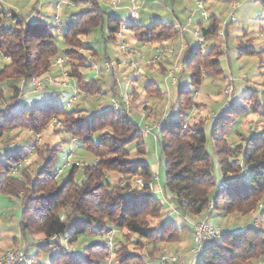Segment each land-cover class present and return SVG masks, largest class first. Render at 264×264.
I'll return each mask as SVG.
<instances>
[{
    "label": "trees",
    "instance_id": "1",
    "mask_svg": "<svg viewBox=\"0 0 264 264\" xmlns=\"http://www.w3.org/2000/svg\"><path fill=\"white\" fill-rule=\"evenodd\" d=\"M86 1H91L92 5L62 36L69 47L64 56L59 54L57 39L47 24L28 22L26 16L13 15L12 24L0 27V51L10 56V61L0 67V84L26 82L22 90L20 85L11 86L13 93L9 99L0 88V105L4 104L0 110V140L10 132L27 129L33 135V154L38 155L42 162L32 174L27 159L20 174L12 175L11 168L24 159L27 152L20 154L13 149L10 154L4 153V159L0 154V192L21 201V231L43 235L47 244L38 245L40 250L58 247L60 254L55 258L56 264H106L112 256L114 264H146L144 256L131 252L125 241L117 245L115 240L111 251L101 236L103 232L113 226L127 239L137 235L135 243L142 244V248L151 245L154 249L150 250L149 256L154 257L157 244L178 242L189 232L193 236V226L184 216L198 220L206 213L212 200L214 210L211 218L219 212L237 213L244 217L259 214L264 219V128L259 135L244 136L236 146L231 147L229 141L233 127L243 117L256 113L264 119L259 100L256 98V104L245 105L234 102L232 98L229 106H225L210 124L207 119L188 123L190 110L200 104L192 92L201 85L203 71L206 76L208 72H221L217 57L221 52L219 45L212 46L208 52L198 49L189 57L190 48L185 50L181 63L190 73L193 89L178 87L170 115L161 120V128L154 132L159 161L164 163L165 169L163 191L168 203L174 205L181 215L178 220L167 215L168 206L162 195L148 186L138 190L133 185L136 177L154 183L155 171L148 161L140 158L146 152L145 136L132 116L119 115L110 106L95 113L91 120L84 115L78 116L81 114L77 109L68 111L66 104L42 107L40 104L25 103L17 107L15 101L18 103L30 80L52 73L54 61L59 56L66 60L70 78H76L80 94L88 96L103 92L99 78L88 79L83 73L82 68L88 65L87 57L80 49L90 48L84 45L82 37L101 27L102 30L107 29L109 39H116L126 21L105 12L99 0ZM126 26L135 32L140 42H165L181 32L174 25L161 21L150 27L138 22ZM200 29L204 38L218 34L216 16H211L208 28ZM239 53L252 55L256 50L251 44H242ZM81 62L84 64L81 65ZM181 63L177 77L184 71ZM179 82L178 78L175 85L178 86ZM115 87L116 84L112 89ZM145 89L149 94L163 96L155 81L147 82ZM145 108L152 110L148 105ZM175 109L179 119L174 117ZM53 117L61 118L72 140L81 139L96 156L95 162L82 168L72 165L63 181L56 179L53 173L60 146L35 143V134L52 124ZM207 124L210 125L209 134ZM96 132L101 133L95 145L93 136ZM208 135L214 154L207 146ZM132 143H136L133 148L135 153L130 148ZM133 154L136 158L131 157ZM215 160L225 182L222 188H219L214 174ZM79 169L83 174L78 179L76 174ZM111 173L116 174L118 179H113ZM261 223L264 224V220ZM55 234L68 237L71 244L86 234L98 235L104 242L92 243L85 248L86 258L78 260L74 250L63 253L60 241L50 240ZM260 258H264V226L252 223L234 232H223L221 237L207 242L197 264H245Z\"/></svg>",
    "mask_w": 264,
    "mask_h": 264
},
{
    "label": "rangeland",
    "instance_id": "2",
    "mask_svg": "<svg viewBox=\"0 0 264 264\" xmlns=\"http://www.w3.org/2000/svg\"><path fill=\"white\" fill-rule=\"evenodd\" d=\"M25 1L26 5H21L23 14L31 15L33 13V8L38 7L37 9L41 11L40 16H43L46 20L45 24L53 30L56 39L61 35L63 36L68 26L64 21H62L60 25L55 23L54 4H49V0ZM55 1L56 0H54V2ZM201 1L204 4L206 16L203 15L202 11H199L195 0H148L142 5L139 24L150 27L155 22L161 21L169 25H174L175 28L181 31L178 35L165 42H140L136 38L135 32L131 29H124L121 31L120 35H117L116 39H109L107 29L105 28L102 30L101 27L95 28L90 34L83 36L82 40L84 45L91 49H88L89 51L80 49V52L87 57L86 63L88 67L82 68L85 76L88 79L97 78L95 77L97 71L94 62L99 68L102 67L105 70L106 61L113 64L116 74H113V72L107 73L105 70L102 76L99 75L100 78L104 80L102 84L103 92L88 96L79 94L77 100L68 111L77 109L81 114L78 116L81 117L84 115L88 120H91L95 113L110 106L113 97H118L126 88L131 92L133 88L136 87L139 94L135 96L131 95L133 120L141 124L142 112L146 111L152 123L160 122L164 117L170 115L177 96L178 87L181 89H193V87L191 85L190 73L182 63L184 71L178 75L180 82L179 85L176 86L172 84L167 73L160 68V63L150 64L148 61L160 54L163 47L171 49L170 46L175 50V53L169 51L165 53L161 63L164 59L174 60L177 53H180L183 49V51L186 50L187 45H189L190 48L188 57L198 49L208 52L214 45H219L221 51L217 56L220 61L221 72L219 74L208 72L207 76L202 79L201 85L193 89L192 93L194 98L197 102H200V104L193 106L190 110V117L188 119L189 124L203 119H207V123L210 124V122L217 117L226 106L227 97L223 90L231 78L234 80L235 87L232 96L234 102L253 105L257 103V98L262 105L261 110L264 111V0ZM234 1L238 3L237 8L233 6ZM99 3L102 9L108 14L117 15L123 20L128 21L130 16L129 9L116 11V9L110 5L109 0H99ZM89 4L90 6L92 5L91 1ZM90 6L87 5L86 0H78L76 5L67 9L68 13L72 11L80 15ZM65 7L67 6L65 5ZM212 15H215L219 22L218 34L204 38L206 40L205 47L201 48L200 38L195 36L194 32L197 27L208 28ZM58 17L62 18L61 15ZM190 17H192L191 21ZM233 17H235L234 20ZM32 21L34 22V20ZM12 23L13 21H6L3 25L6 27ZM221 33H223V35H221ZM122 40L126 43L130 51L121 49L120 45ZM242 44H244V46H246V44H251L255 48L256 53L252 55H240L239 50ZM57 47L61 56H64L65 52L69 49L63 39L57 40ZM91 51L95 54H92ZM1 60L2 62L5 61L0 57V61ZM80 64L82 65L84 62ZM137 69H140L142 73L137 75ZM123 76L126 77L123 79ZM134 77H137L138 80H133ZM149 81L156 82L157 86L163 92L162 97H158L155 93L149 94L147 92L145 85ZM68 82L74 85L76 84V78H70ZM115 84V89H112ZM14 85H20V83L18 81H11L0 84V88L4 90V95L7 99L12 96L13 92L11 86ZM30 90L31 87L28 85L25 92L18 100V103L15 101L17 107L20 105L24 106L27 99L32 97L36 98L31 102L39 103L42 107L56 104L64 105L74 94L72 87L64 89L50 87L46 91L42 90L37 92ZM195 91H198L197 94H195ZM48 95L51 96V98ZM3 105L4 104L0 105V110L3 109ZM146 105L152 110L149 108L146 109ZM137 107L139 109H137ZM174 117L179 119L177 109H175ZM208 124L206 128L209 134L210 125ZM262 128H264V119L259 114L251 113L243 117L241 121L233 127L232 133L230 134L229 141L231 147L236 146L244 136L259 135ZM100 133L101 132H96L93 136V143L95 145L98 143ZM41 136L42 141L40 144H44L45 142V144L48 143L50 146H60L56 168H63V174L58 179L59 181H63L72 169V166L64 167V158L71 150L74 152L75 160L87 164L96 161L95 154L81 139L72 141L69 135L61 133L54 124H50L45 128L41 132ZM32 139L33 135L27 129H19L10 132L0 140V153L4 151L6 154H10L14 151L13 149H19L21 153L24 154L28 151ZM135 145L136 143H132L130 148L133 149ZM144 145L146 152L140 158L148 161L152 168L159 164L158 174L156 176V172L154 174V184L163 188L165 184L164 163L159 161V147L153 134L144 137ZM207 146L210 152L214 154L210 136L208 137ZM5 157L6 156H1L2 159ZM131 157L136 158V155L133 154ZM40 161L39 156L33 154L28 158L27 162L29 163L27 164L25 162L27 166H29V170L32 174L35 173L38 166L42 165ZM82 174V169H79L76 177L79 179L82 177ZM214 174L217 184L219 185L222 181V174L216 160L214 163ZM158 194L161 195L160 192ZM2 198H5L2 200H6L4 204H6L9 210L4 211V215L1 218L3 224L0 226V234H2L0 246L3 247L8 245L10 247L20 248L36 256L44 264H56L57 261L55 258L60 254V249L58 247L54 248L52 246L51 249L47 251L43 249L40 250L38 245L47 244L44 236L41 234H24L21 231V201L18 198L10 197L5 194H2ZM261 220L264 219H262L259 214L244 217L239 216L237 213L223 214L219 212H215L211 218L214 225H219L223 232H234L245 227L247 224L255 222H257L258 226L262 227L264 224L261 223ZM15 239L18 242L17 246L14 243ZM136 239H138L137 235H132L131 238L127 239L120 231L115 235L117 245H120V241H125L131 252L139 253L144 256L146 264H160V258L166 251L170 254H180L182 256L180 261L169 264H197L200 256V254H194L192 249L195 244L187 239V247H185V250H182V252L178 249L179 246L177 247V241L164 242L157 244L158 249L155 250V256L150 257L149 252L150 250L153 251L154 248L151 245H146L142 248V244L135 243ZM95 242H104V240L98 235L86 234L80 236L79 239L73 243L75 258L78 260L85 259V248ZM111 260H114V256L111 257ZM261 260V264H264V258Z\"/></svg>",
    "mask_w": 264,
    "mask_h": 264
},
{
    "label": "built area",
    "instance_id": "3",
    "mask_svg": "<svg viewBox=\"0 0 264 264\" xmlns=\"http://www.w3.org/2000/svg\"><path fill=\"white\" fill-rule=\"evenodd\" d=\"M197 7L199 11H202L203 15L206 16L205 12V7L204 4L201 0H195ZM143 2L141 0H129V10H130V16L127 22H125L124 25H127L129 23H137L141 19V8H142ZM238 3L235 1L233 3V6L236 8ZM111 6L114 8H120V0H111ZM13 14L9 13L6 14L5 16L8 18H11ZM190 17V21H191ZM235 17H233V20ZM55 23L58 25L60 23V18L56 16L55 18ZM195 36L200 38V44L201 48L205 47L206 40L201 34V29L196 28L194 32ZM223 35V33H221ZM122 50L125 51H130V49L126 46V43L122 40L121 45H120ZM173 52V50L168 49L163 47L161 50V53L153 57L148 63L150 64H155V63H160L163 60V56L167 52ZM0 57H2L5 62L10 61V56L4 54L2 51H0ZM66 60L59 56L55 59L54 65L56 68L59 69L60 75L55 76L53 73H47L41 77H33L29 85L32 87V91L37 92V91H46L48 88H60L64 89L67 87H72L73 88V97L66 103V108L69 109L72 107L73 103L77 100V96L80 94V88L77 84L71 85L68 82V79H70V71L69 68L66 66ZM134 64V63H133ZM135 65V64H134ZM105 70L107 73L113 72V74H116L114 71V66L111 62L106 61L105 62ZM137 75L141 74V70L137 69L136 70ZM177 72H178V65H174L171 69L168 70L167 75L168 78L171 80L172 84H176L178 82V77H177ZM203 76L206 77V72L203 71ZM246 79V77H245ZM26 82L24 80L21 81L20 84V89L22 90L23 87L25 86ZM224 94L227 97V103L226 106H229L233 92H234V80L233 78L229 79L228 84L223 90ZM87 95V93H85ZM132 99L129 91L127 88L119 94L118 97H113L111 100L110 107L113 109L116 113L122 116H127L131 117L132 116ZM166 118V117H164ZM52 124L61 132L64 134H69V131L66 128L65 122L58 117H53L52 119ZM162 121L157 122V123H152L150 120L149 114H147L146 111L142 112V123L140 124V130L144 136H148L150 134H153L155 139H156V134L154 132L159 131L161 128ZM42 141V136L41 133H36L35 134V143H40ZM15 145V144H13ZM35 152V145H31L27 151V155L25 156L24 159L16 162L13 167L11 168L10 174L12 175H19L21 168L23 167L24 163L27 161L28 157L30 155H33ZM64 167L66 166H76L78 168H82L86 165H89L90 163H84L79 160L74 159V152L71 150L67 156L64 158ZM243 165V162H241ZM54 177L56 179H59L61 175L63 174V168H56L54 170ZM157 173L155 174V176ZM225 182L222 181L219 184V188H222L224 186ZM133 185L136 187L138 190H142L145 187H149L152 189L154 192H156L157 187L153 182L147 183L143 178L141 177H136L133 179ZM159 191V190H157ZM161 191V190H160ZM158 193V192H156ZM163 200L165 202H168V197L165 196V194H162ZM214 210V202L213 200L210 202V205L206 211V213L201 216L198 220H189V217L184 216L186 220H189L193 226V240H194V248L192 249L195 255H199L203 252L204 247L207 242L215 240L219 237H221L223 230L221 227L214 225L213 222L211 221L210 214ZM170 212L176 213L178 217H181L179 214L177 208L173 206L170 210ZM64 219V217H62ZM256 225L257 222H255ZM118 229L115 227H110L107 230L103 232L101 235L102 238L105 240V242L109 245L110 250L112 251V248L115 243V235L117 234ZM51 241H60L61 243V251L63 253L70 252L74 250L73 244L70 243L68 237H64L61 234H55L51 237ZM180 254H170L169 252H165L162 257L160 258V264H169V263H176L180 261L181 259ZM0 264H44L42 263L36 256L31 255L28 251L20 249V248H14L12 250H9L7 252H4L0 254ZM106 264H114V262L109 259V261Z\"/></svg>",
    "mask_w": 264,
    "mask_h": 264
},
{
    "label": "crops",
    "instance_id": "4",
    "mask_svg": "<svg viewBox=\"0 0 264 264\" xmlns=\"http://www.w3.org/2000/svg\"><path fill=\"white\" fill-rule=\"evenodd\" d=\"M20 1H21V4H20ZM80 1H83V0H80ZM142 2H143V4H145L148 0H141ZM87 2V5L88 6H90V1H86ZM109 2H110V5H111V0H109ZM78 3V0H56L55 2H54V0H49V4H54V9H55V18H56V16H59V15H61L62 16V18L60 17V23L62 22V21H64V22H66V24H67V26H68V28H69V26L70 25H72L75 21H77V19H78V17H79V15H77V14H75V13H73L72 11H70V13H68V9L67 8H70L71 6H74V5H76ZM23 4H25L26 5V1L25 0H0V12H5V14H9V13H11V14H13V15H17V16H26L27 17V21L28 22H33L32 20H34V22H38V23H43V24H45L46 23V20L43 18V16H40L41 15V11L40 10H38L36 7H34L33 8V13L31 14V15H25V14H23L22 13V7H21V5H23ZM65 5L67 6V7H65ZM24 6V5H23ZM128 6H129V0H120V8H115L116 9V11H121V10H125V9H129L128 8ZM37 13V14H36ZM5 14H1V16L0 17H4L3 19H0V27H4V23L6 22V21H13V15H12V17L11 18H8V17H6L5 16ZM125 21V20H124ZM127 22V21H126ZM60 23L58 24V25H60ZM124 29H128V27L126 26V25H124L123 26V30ZM122 30V31H123ZM66 32V30L64 31V33ZM63 33V34H64ZM60 40V39H62V35L61 36H59L58 38H57V40ZM167 46H169V45H167ZM170 48L172 49V47L170 46ZM189 48V45H187L186 46V49H188ZM173 50V53H175V50L174 49H172ZM184 50V49H183ZM181 51L180 53H177V56L175 57V59L174 60H167V59H164V61L161 63V65H160V68L162 69V70H164V72L165 73H167L168 72V70L169 69H171L174 65H180V63H181V59H182V57H183V54H184V52L185 51ZM4 61V60H3ZM5 62V61H4ZM4 62H2V60L0 61V67L3 65L2 63H4ZM2 64V65H1ZM94 64H95V68H96V74H95V77H97V78H99L101 81H100V83H99V86L100 87H102V84H103V82H104V80L103 79H101L100 78V76L99 75H101L102 76V74H103V72H105V70L102 68V67H98L97 66V64L94 62ZM53 73V75H55V76H59L60 75V71H59V69L58 68H54V71L52 72ZM124 77H126V76H123L122 78L124 79ZM133 80H138V78L137 77H134L133 78ZM73 84H74V82H73ZM31 87V86H30ZM31 90H32V87H31ZM30 90V91H31ZM129 93L131 94V95H138L139 94V92H138V89L136 88V87H134L133 88V90L130 92L129 91ZM47 95V94H46ZM49 96V95H48ZM35 97V96H34ZM50 98H51V96H49ZM36 98V97H35ZM35 98H28L27 99V101H26V103H29V104H31V105H36V104H39V103H32L31 101H33V100H35ZM137 109H139L138 107H137ZM73 140H75V139H73ZM72 140V141H73ZM16 152H18V153H20L21 154V151L19 150V149H17L16 150ZM136 151H135V149L132 151V153H135ZM5 152L3 151L2 153H0V154H3L2 156H4L5 154H4ZM158 168H159V164L158 165H155L154 167H153V171H155L157 174H158ZM111 175V177H113V179H118V176L116 175V174H114V173H111L110 174ZM156 187H157V189H156V192H160L161 193V195L162 194H164V191H163V188L161 187V186H157V185H155ZM157 190H159V191H157ZM161 190V191H160ZM2 194H4V193H1L0 192V226L3 224V222H2V216L4 215V211H8L9 209L7 208V206H6V204H4L5 202H6V200H2V199H5V198H2ZM5 195H7V194H5ZM7 196H9V195H7ZM11 197V196H10ZM166 205L168 206L167 207V211H168V213H167V215L169 216V217H175V219L176 220H178V216L176 215V213H173V212H170V210H171V208L174 206V205H172V204H170V203H168V202H166ZM189 220L191 221V220H193V219H191V218H189ZM190 224V223H189ZM214 224V223H213ZM191 225V224H190ZM217 226H219V225H217ZM220 227V226H219ZM0 239H2V234H0ZM190 241V242H193L194 243V241H193V236H192V232H189V233H187V234H185L183 237H182V240H180V241H178V245H177V247H178V249H180L181 250V252H182V250H185V247H187V242H188V240ZM14 243L16 244V246L18 245V242H17V240L15 239L14 240ZM15 247H10V246H8V245H5V246H3V247H1L0 246V254H2V253H4V252H7V251H9V250H12V249H14ZM262 258H260V259H256V260H251V261H248L247 262V264H261L262 262V260H261Z\"/></svg>",
    "mask_w": 264,
    "mask_h": 264
}]
</instances>
